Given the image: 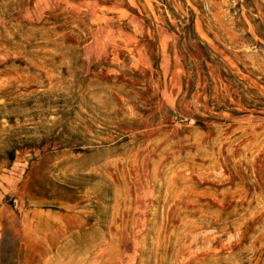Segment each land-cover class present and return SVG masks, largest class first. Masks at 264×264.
<instances>
[{
	"label": "rangeland",
	"instance_id": "rangeland-1",
	"mask_svg": "<svg viewBox=\"0 0 264 264\" xmlns=\"http://www.w3.org/2000/svg\"><path fill=\"white\" fill-rule=\"evenodd\" d=\"M0 264H264V0H0Z\"/></svg>",
	"mask_w": 264,
	"mask_h": 264
},
{
	"label": "water",
	"instance_id": "water-1",
	"mask_svg": "<svg viewBox=\"0 0 264 264\" xmlns=\"http://www.w3.org/2000/svg\"><path fill=\"white\" fill-rule=\"evenodd\" d=\"M184 119H185V117H183V116L179 117V120H184Z\"/></svg>",
	"mask_w": 264,
	"mask_h": 264
}]
</instances>
